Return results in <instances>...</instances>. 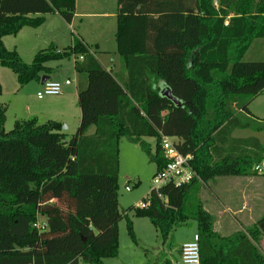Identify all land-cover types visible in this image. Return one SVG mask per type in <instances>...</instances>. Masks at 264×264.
I'll list each match as a JSON object with an SVG mask.
<instances>
[{
  "label": "trees",
  "instance_id": "obj_1",
  "mask_svg": "<svg viewBox=\"0 0 264 264\" xmlns=\"http://www.w3.org/2000/svg\"><path fill=\"white\" fill-rule=\"evenodd\" d=\"M54 14L71 24L76 0H0V66L20 87L51 77L49 63L72 57L83 82L81 122L71 139L61 123L36 118L5 132L0 104V264H104L119 255L124 217L136 243L133 222L119 206L120 141L139 145L158 172L167 163L161 135L192 157L198 178L163 187V199L152 190L147 208L129 211L148 219L164 242L195 221L201 264H249L252 258L264 264L246 237L259 245L260 228L221 236L199 197L219 176H259L254 168L264 162L259 138L232 137L237 130L264 131L249 111L264 92V62L243 61L254 41L264 39V0H118L119 73L78 40L66 49L40 50L31 64L5 47L4 38L37 29ZM164 86L181 107L162 98ZM146 138L156 139L155 152Z\"/></svg>",
  "mask_w": 264,
  "mask_h": 264
},
{
  "label": "rangeland",
  "instance_id": "obj_2",
  "mask_svg": "<svg viewBox=\"0 0 264 264\" xmlns=\"http://www.w3.org/2000/svg\"><path fill=\"white\" fill-rule=\"evenodd\" d=\"M73 29L75 34L72 33V29L66 28L64 34H62V40L57 43L59 49L68 48L78 38L77 26L75 24L73 25ZM56 30H60V26L57 24L53 25L51 22L37 29L24 28L16 36L6 37L5 47L11 51H17L24 63L31 64L35 55L40 50L47 49L50 45H55L48 38ZM111 39L113 40V38ZM96 57L102 60L108 68L113 66L115 59L117 60L116 65H118L119 57L113 53H97ZM243 61L264 62V39L254 41L245 54ZM48 66L55 69V73L52 75L53 78L60 80V82H64L66 79L72 81L71 91L65 97L67 99L66 108L61 106L63 110L62 115H56L54 112L55 108L56 110L59 108V103L61 105L62 102H59L61 98L45 97L43 100H39L37 93L42 90V86L38 88L37 81L20 87L16 75L11 70L1 68L0 66V84L2 87L0 104L6 109L5 132L12 131L17 121H28L36 118L40 124H46L50 121L61 123L62 128L66 127L63 132L68 139H71L77 133L81 122V111L77 101V94H74L78 92L81 81L79 74L75 70V58L72 57L59 62H51ZM64 91L65 86L63 87L62 93ZM249 110L254 114V116L252 115L253 117L257 116L256 119L259 120V126L264 128V92L251 102ZM255 125L257 126V124ZM254 136H257L262 145H264V131L254 133L252 130H237L233 135L236 139H245ZM145 141L151 146L152 151L155 152L156 139L146 138ZM156 172V165L150 162L139 145L129 142L126 138L121 139L119 206L122 215H127L133 222V230L137 242L135 243L130 237L127 219L124 217L119 224V253L123 257L130 256L135 264H144L145 256L147 255L146 250L151 251L149 257L152 260V264L161 262L163 264L165 262L163 259L165 254L160 251L161 249H166L167 256L173 262L176 260L180 261L174 249L187 240H193L194 234L197 232V223L195 221H189L174 230L164 243L148 219L135 218L133 212L129 211L133 207H139L149 198L151 191L154 189L153 179ZM238 177L243 176H219L205 186L203 183L200 184L203 185L199 195L200 200L204 209L206 211L208 210L214 217V224L215 219H218L223 213L226 218L236 223H240L249 214H245L247 211L244 214L237 213L244 206V202L241 200L242 188L236 185L235 182L240 181ZM256 179L264 181V175H259ZM215 181L218 182L215 184ZM127 187L130 188V191H127ZM261 193L264 196V183L261 185ZM259 202L261 204L247 205V209L252 212L257 213L258 211V218L256 219L257 216H255L256 222L246 228L245 231L240 230L237 232L246 233L253 227L259 228V222L264 219V199L261 197ZM172 246L175 247L171 248ZM171 252L175 259L169 256ZM106 261L110 264L111 262L117 263L116 261L118 260ZM79 264L86 263L80 261Z\"/></svg>",
  "mask_w": 264,
  "mask_h": 264
},
{
  "label": "crops",
  "instance_id": "obj_3",
  "mask_svg": "<svg viewBox=\"0 0 264 264\" xmlns=\"http://www.w3.org/2000/svg\"><path fill=\"white\" fill-rule=\"evenodd\" d=\"M117 16H118V0H76V14L71 24L66 23L58 14H54V15H49L46 17V22L44 26L50 22L53 25L57 24L60 26V30H56L55 32H53L52 36L48 38L49 41H52L53 43H55L56 46H58L57 43H59L62 40L61 39L62 34H64L66 28L72 29V33L75 34L74 29H73V25L75 24L77 26V37H78L75 40L82 42L89 49V51L93 55H95V57L97 56V53H108V54L113 53L118 56L117 43H116ZM111 38H113V40ZM5 40L6 38H4V45H5ZM96 58L102 64V66L106 68L107 70L113 71L114 73H119L121 71L120 58L118 60V65H116L117 60L115 59L114 61L113 59L114 64L111 68L106 67L102 60H100L98 57ZM50 80L60 81V80H57L56 78H53L52 76L50 77ZM80 81H81V78H80ZM37 84H38L37 85L38 88H40V86H43L41 81L37 82ZM81 85H83L82 81L79 84V86ZM71 86L72 84L69 86H65V91L60 96L56 97V98L58 97L61 98L59 99V102H62L61 105L59 103V108H57V110L56 108L54 109V112L56 113V115L63 114V110L61 109V106H63V108H66L67 99L65 97L69 95V92L71 91L70 89ZM76 94H77V101H78V92H75L74 95ZM250 113L254 116V114L251 111ZM234 133L232 134V137ZM250 138H258V137L254 136V137H249L245 139H250ZM256 178L257 176L256 177H238V180L240 181H235L236 185H239L242 188V191H241L242 199L241 200L244 202L243 203L244 206L242 207L241 210L237 211V213L244 214V212L247 211V213L245 214H248V213L249 214L246 217H244L240 223H236L235 221H231L230 219L226 218L225 214L223 213L222 215H220L218 219L217 218L215 219V224H214L215 232H217L223 237H229L235 234L237 231H240V230L245 231L246 228H248L249 226H251L253 223L256 222L255 216H257L256 217L257 219L258 211L256 213V212H252L251 210L247 209L248 208L247 205L261 204V202H259L261 197L264 199V196H262V193H261V185L264 183V181L260 179H256ZM216 182L218 181H215L214 183L216 184ZM231 224H232V228H231ZM197 233H198V227H197V232L194 234V236ZM175 237H176V234H175ZM246 237L252 241L254 246L258 248L259 254L260 255L263 254L264 256V237H262L259 245L256 244L248 234H246ZM190 241L192 240H187L181 243L177 248L174 249L175 252L178 254L180 261L176 260L175 262H173L167 256L166 249H161L160 251L165 254L163 258L165 262L163 264H179V262L180 264H182L181 263V248L183 244L188 243ZM240 246L243 248V251H244V248H246L245 254L249 256L250 255L249 247H247V245L245 244H241ZM173 247L175 246H172L171 248ZM146 251H147V255L145 256L144 264H152V260L149 257V254H151V251L149 250H146ZM169 256L174 257L172 252L170 253ZM107 260H114V259H107ZM115 260H118L116 261L117 263L111 262L110 264H135L130 256L123 257L120 253L118 257L115 258ZM105 261H104V264H108L107 261L106 262ZM161 263H157V264H161ZM249 264H254L253 258H252L251 263L249 262Z\"/></svg>",
  "mask_w": 264,
  "mask_h": 264
},
{
  "label": "built area",
  "instance_id": "obj_4",
  "mask_svg": "<svg viewBox=\"0 0 264 264\" xmlns=\"http://www.w3.org/2000/svg\"><path fill=\"white\" fill-rule=\"evenodd\" d=\"M80 59L82 60L83 58ZM71 84L72 81L70 79H67L64 82L48 80L43 84L42 90L38 92L37 97L39 100H43L45 97L60 96L62 94L63 87ZM177 144L178 142L176 140L161 135V147L167 163L162 170L156 172L153 179V190L154 193L162 199L163 197L160 194V191L163 187L170 184H174L176 186L186 185L195 178H198L191 165L192 157L182 155L177 148ZM254 170L259 175H264V162L256 165ZM126 189L127 191H130V188L128 187ZM149 198L148 202L143 203L139 206V208H147L149 205ZM35 227L40 230H44L46 228V224L38 223ZM199 243V236L196 234L192 241L183 244L181 248L182 264H201Z\"/></svg>",
  "mask_w": 264,
  "mask_h": 264
},
{
  "label": "water",
  "instance_id": "obj_5",
  "mask_svg": "<svg viewBox=\"0 0 264 264\" xmlns=\"http://www.w3.org/2000/svg\"><path fill=\"white\" fill-rule=\"evenodd\" d=\"M50 80V77L49 76H43L42 79H41V83L44 84L46 81ZM161 96L162 98H166L168 100H170L171 102L174 103V105L179 108L182 106V103L181 101H179L177 98H175L171 92V90L164 86L161 90ZM66 129V127H63V130ZM261 232L264 234V222H262L259 226Z\"/></svg>",
  "mask_w": 264,
  "mask_h": 264
}]
</instances>
